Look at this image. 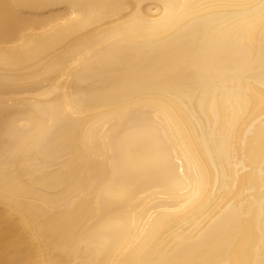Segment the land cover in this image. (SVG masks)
Returning a JSON list of instances; mask_svg holds the SVG:
<instances>
[{
	"label": "bare ground",
	"instance_id": "bare-ground-1",
	"mask_svg": "<svg viewBox=\"0 0 264 264\" xmlns=\"http://www.w3.org/2000/svg\"><path fill=\"white\" fill-rule=\"evenodd\" d=\"M211 3L259 0H0V264H259L264 29Z\"/></svg>",
	"mask_w": 264,
	"mask_h": 264
},
{
	"label": "snow or ice",
	"instance_id": "snow-or-ice-1",
	"mask_svg": "<svg viewBox=\"0 0 264 264\" xmlns=\"http://www.w3.org/2000/svg\"><path fill=\"white\" fill-rule=\"evenodd\" d=\"M71 8V11L73 13V16L71 19H77L80 20L86 19V15L83 13V9L86 8V5L83 4H72L69 6ZM174 7L172 5H165V8ZM184 7H195L194 5H185ZM199 7L208 8V9H227V8H236V7H245L249 9H258L260 14V20H261V27L264 29V0H259L258 4H245V5H237L232 3H211V4H201ZM79 13V16L76 14ZM261 75L264 76V56H262L261 59ZM241 80V87H242V77H240ZM214 86H217V81L215 78L208 79L206 76L203 80H198L191 82L188 85V88L193 89L196 91L197 95L200 96L201 93H203L205 90H207L208 95L205 96L204 104L205 109H208V103L211 98V92ZM233 91L235 93L236 86H235V80H233ZM191 94V93H189ZM262 104H264V96H262ZM219 111V109L217 108ZM35 118L37 120L41 119V115L39 113L34 114ZM143 127H147V125H143ZM14 128V123L12 125H5L4 130L6 133H10L12 129ZM218 133V138L215 142V144L210 143V148H213V154H216V151H219L221 155H223L225 152L229 157H231L232 149L233 147L236 148L237 152H239V138L236 136L235 127H234V119L231 117L226 116L223 113H220V123L217 126L216 130ZM261 136L262 139H264V128H261ZM7 143V142H6ZM12 145H8V148H11ZM161 156L159 157L156 167L167 170L171 176H175V170L174 167L171 165L170 161L168 160L167 156L165 155L166 148L164 145H161L160 147ZM261 169H262V175H261V185H264V147L261 149ZM248 161L245 160V163ZM191 179V178H190ZM197 182L202 190L203 188V173L198 172L197 176ZM195 188L189 189V191L186 193V196H191L193 192H195ZM200 193H197L199 195ZM261 199L264 200V191L261 192ZM262 207H264V204H262ZM262 223H264V220H262ZM262 235H264V228H262ZM259 254L262 257V259L259 261V264H264V243L261 244L259 248ZM151 264H180L178 261H171V260H157L154 262H151ZM223 264V262H221Z\"/></svg>",
	"mask_w": 264,
	"mask_h": 264
}]
</instances>
